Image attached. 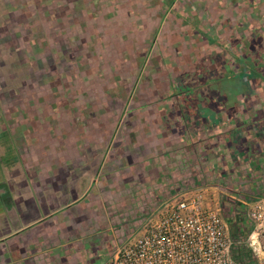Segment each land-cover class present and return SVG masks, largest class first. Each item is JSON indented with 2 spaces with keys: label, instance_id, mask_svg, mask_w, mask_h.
<instances>
[{
  "label": "flooded vegetation",
  "instance_id": "af4514ba",
  "mask_svg": "<svg viewBox=\"0 0 264 264\" xmlns=\"http://www.w3.org/2000/svg\"><path fill=\"white\" fill-rule=\"evenodd\" d=\"M39 1H25L19 5L17 15L15 11L13 15L7 7L15 9L16 0H0L1 25H9L13 17L16 21L17 16H28L23 10L24 5L33 6ZM69 2H72V9ZM74 2L79 4L81 0H63V10L58 12L53 11L55 4L52 2L54 5L49 4L43 17L32 11L31 28L39 32L41 39L39 42L35 33L31 39L24 38L30 41L32 48L36 47L34 51L37 52L53 50L56 45L59 47L56 50L64 51L67 65L68 61H76L77 58L76 67L85 68L82 80L75 76L81 82L80 87H76L77 93H74L75 88L62 87V97L71 96L69 115L65 111L60 114L63 127L68 128L74 138L80 135V141L70 140V143L82 144L95 135L101 140L111 141L115 156L124 146L138 145L145 146L143 151L146 153L143 152L142 157H150L151 154V158H156L161 146L173 145L180 136H198L199 130L209 125L225 132L218 133V141H222V145L216 144L219 151L225 147L222 138L226 132L254 128L256 123L252 116L255 115L240 109L245 103L250 102L251 108L256 105V66L264 60V0H93L95 9L88 13L86 23L81 20L84 15L75 12ZM100 2L104 5L101 6ZM70 19L77 20L73 27L78 26L84 38H77L68 30L66 24ZM125 21H129L131 26L137 25L136 34L120 31ZM85 24L88 25L86 32L82 26ZM55 28L56 31L65 30L66 39L61 44L54 43L49 37ZM155 31L156 39L152 40L149 32ZM131 37L135 40L134 46L128 42ZM81 40L88 48L82 47ZM138 57L142 60L139 61ZM68 77L67 74L58 75L57 81H70ZM115 79L119 86L116 89ZM228 83L242 90L241 97L246 95L241 105L229 110L224 107L215 110L209 104H192L199 94H209V89L215 90V87ZM239 97L236 98L238 101ZM36 103L29 107L22 105L21 120L18 121L27 122L22 119L23 108L35 109ZM18 121L13 119L9 123ZM215 137L209 138L215 142ZM237 141L232 138V147L228 145L226 151L239 150ZM59 142H53L52 147L63 149L69 143ZM45 143L50 142L46 140ZM126 152L117 156L122 165L125 163V170L129 158L137 156L128 153V149ZM112 153L105 155L108 170L113 168L109 166L113 161L108 163L112 160ZM115 156H112L114 160ZM210 156L218 161L223 158L225 163L230 159L233 165H237L234 153L217 156L212 152ZM106 174L108 176V171ZM107 180L110 179L107 177Z\"/></svg>",
  "mask_w": 264,
  "mask_h": 264
},
{
  "label": "rangeland",
  "instance_id": "374dc122",
  "mask_svg": "<svg viewBox=\"0 0 264 264\" xmlns=\"http://www.w3.org/2000/svg\"><path fill=\"white\" fill-rule=\"evenodd\" d=\"M25 1L27 2L28 0H17L15 9L11 7L7 8L11 12L15 11L17 15L19 5H22L23 3H25ZM52 2H54L55 4L53 11L58 12L60 10H63V0H40L39 2H37V4L33 3V6L28 4L31 7L28 5H24L23 10L27 13L28 16H17L15 27H13V24L10 25L8 23L9 25L6 26L10 27H8V29L2 30L3 34L1 35L0 43L4 46L2 45L0 47V111H3L4 106L9 108L15 107L16 109H14L16 111H11L9 115H6L5 113L4 116L0 115V136L3 134L6 135L3 137V139L5 138L4 141L8 140L13 144V148H8L12 155L2 154L3 156L0 157V184H2V182H7V177L4 178V174L7 176L20 174L26 175L28 177H43L42 179L46 180V182L48 183L46 188L48 190L52 189V187L54 188L53 193L56 199L54 205L62 208L66 207V205L68 206V204L73 199H77L79 197L81 198V193L84 190L83 187L88 185V180H81L80 173L76 172L75 177L77 178V181H75L76 186L73 187V189H56L55 186H60L63 182L62 180H60L61 176H65V181L68 182V184L73 179L70 177L66 178L67 172L65 171H67L66 168L68 163L63 162V158L61 157L63 151L60 148L54 149V147H52L51 145L53 144V142L60 144V140H63V143L65 144L67 142L70 143V140H72L73 142L80 141L78 139V137H80L79 134H77V138H74L70 135L68 128L63 127V121L60 118V114L65 111V113L69 115L67 111H71L70 106H68L71 96L65 95L64 97H62V87L65 85L67 89L73 90L75 88L74 93H77L75 91L76 87L79 88L81 82L75 76L78 75L79 79L82 80L84 78L82 76L84 74L83 70H85V68L84 66L76 67V63L78 62L77 58H75L76 61H68L70 62L69 64H72H68L70 66L68 67V65L65 63L67 57L64 54V51H61L60 49L56 50V48H59L56 45L53 46V50L44 49V51L38 50L37 52L34 51V48H36L35 46L33 48L30 46L29 40H24L25 37H29V39H31V35L33 36L35 34H38V41L40 42L41 38L39 32H34V30L31 28L32 11L36 12L38 16L41 15L43 17L45 15V12H47L48 10L47 7L49 6V4H51V6L54 5ZM70 3L72 2H69L68 5L71 8L72 6L70 5ZM100 5L103 6L104 4L100 2ZM74 8L75 12H80L79 15H84V19L81 20L82 22L86 23L89 19L88 13L95 9V3L93 2V0H81L79 4L74 2ZM15 12H13V15H15ZM54 21L58 20L54 19ZM76 21V19H70L68 21V24H66L68 26V30H70L71 34H74L77 38L78 36L84 38L85 36L79 30L78 26L77 28L75 27V29L73 27V24ZM82 26L84 27L86 32L88 25L85 24ZM122 27L123 28L120 31H125L127 33H129L130 31V35L136 34L135 29L137 28V25L134 24L133 26H131L129 21H125L124 23H122ZM139 28L143 30L142 26H140ZM48 30L50 31L52 29ZM64 33L65 30L56 31L55 28L52 36L50 35L49 37H51L50 39L54 40V43L61 44L63 40L66 39ZM156 33L157 31L149 32V34L152 35V40L156 39ZM11 42H13V44L9 46ZM128 42L132 46L135 45V40L133 37L128 38ZM82 43V47L88 48V45H86L84 41H82ZM6 47H9L10 49H7ZM126 57L127 54L125 53L124 58ZM138 58L139 61L142 60V57ZM65 74L69 76L68 78L70 79V81H65L64 83L57 81L58 75ZM114 83L115 89L118 88V81L116 79L114 80ZM237 88L238 87H233V83L221 84L219 88L215 87V90L209 89L208 91L209 94L214 93L216 95L213 94L214 96H211L209 94H199V97L196 96L194 98L192 104L198 103L199 106L202 103L209 104L212 107H215V110L222 107L227 110L232 109L243 102V99L240 100V102H238V100L236 99L241 93L243 94L242 90L240 91V89ZM55 91L58 92L54 93ZM247 92L248 91H245V94H247ZM202 96H204L203 99L201 98ZM245 97L246 95H243V98ZM36 101L37 107L35 109H28L29 105H33ZM134 104H137V102L134 101ZM22 105L28 106L26 108H23L22 111V119L27 121V123L24 124L18 121L21 114V110L19 108H22ZM13 118L16 119L15 121H18L17 123L22 124L19 125L22 126V128H19L14 132L7 133V131H5L3 133V131L7 130L9 127L8 120L10 119V121H13ZM66 121L67 119H65V122ZM81 124L84 125L85 123ZM81 124H78L77 126L80 127ZM82 130H84L83 126ZM251 134H256L255 136L258 139L257 145L254 147L245 148L243 144L245 141H248L247 136ZM33 135H35L33 140H31L33 148H29V146L31 145L28 144L29 142H26V139H31ZM138 137L140 138V136ZM232 138H236L238 140L236 146H239L240 151H238V153L241 152L242 154H240L241 156L239 157L241 158V161L239 163L236 162L237 171L235 174H244V163H246L247 171L245 174L248 176L249 181L245 182L243 179H241L242 182L244 181L245 183L242 184L244 188H240L237 182H233V180H222L221 178L220 180L217 177H209L207 183L209 184V186H212L214 188L213 195L216 197L219 205H221V198L224 197L231 198L237 204L242 205L238 202V200L247 203L251 201L250 197L254 194L262 195L264 193V127H258L255 130L247 129V131L241 130L226 132V135H224L222 138L225 142L223 144L225 146L224 151L228 150V145L229 142L232 141ZM44 140H47L50 143L46 144ZM85 141H87V139H85ZM20 146H22L23 148H27L30 151L34 149L37 150L34 151L35 158H33V160H36L31 161L27 159L25 155L20 156V154H18L19 151L17 150V148H20ZM144 148L145 146L139 147L138 145L128 147L124 146L122 147L121 151L117 153V156H119L120 153L123 155L127 154L126 150L128 149V153L137 155V157H140L141 160L142 155L146 153V150L143 151ZM167 150L168 149L166 148L165 150L161 149V154H159V156L164 154H171V150ZM117 156L113 161V164L109 165L115 166V169L112 172H114L116 175L112 176V181H106V172L108 171L106 167L103 169V171L105 172H102V174H100L101 177L98 180L96 178L94 179L96 181V186L94 185L95 187L98 186L99 189L100 185H102L101 192L99 191L100 193H98L93 200L96 202L94 205L95 210H92V212L88 213H94L95 217L97 216L98 219H101V223L97 220L95 222L93 220L95 217L92 220L89 217H85L84 221H81V219H76L75 221L70 220L66 226L67 228L64 229V233L73 235L78 232V234H80L79 236H77L78 242L76 241L75 244H73L72 246H68L67 248L65 247V249L54 250V252H52L53 254L51 255L54 256V258H57L55 259V261L51 260L48 262L47 260H45L44 263H42L40 262L41 258L38 261H36L35 259H30L28 264H38L39 262L41 264H104L107 259L113 254L116 248L122 247L125 242L129 240L134 234H136L138 231H141L147 219L154 215V210L158 206L150 211L146 217H144L145 211L143 208V204L140 202L141 200H146L148 193L150 191L154 193L155 189H150V187L146 185H149V182H146V184L141 185L142 188L139 191V197H135L134 192L131 190V192L123 194V192L125 191V189L122 188L124 187V184L123 182L118 180L122 177L124 178L123 175L126 165L125 163H123L122 165V162H120V158H118ZM242 156L244 158H242ZM223 164L226 165L225 162ZM172 165L174 168L177 167L181 169L180 164L176 166L173 162ZM169 166L170 162L165 163L166 171L167 168L169 170ZM186 167L189 168L190 165H187ZM213 169L215 172L217 171V164L213 165ZM131 173L134 172L132 171ZM172 173H169V175H167V178L161 180L159 184L160 189L164 190V192L167 194L172 192L173 189L172 183H174V176H171ZM175 179L178 182V178ZM182 179H179V181L181 180V182L185 184V182H188L189 178ZM205 179L199 180L200 183H205ZM111 182L112 185L116 184L117 187H111ZM50 183H54L55 186H52ZM95 187L89 193L90 196L94 194V190H98L97 188L95 189ZM129 187L132 186L129 185ZM183 193L184 191L178 195L169 196L165 199V201L176 198ZM8 194L9 198H11L12 194ZM87 198L88 197H86L85 199L87 200ZM115 200H118V204L116 205ZM122 200H125V202L122 203ZM244 207L246 208V206ZM71 210L72 209L65 210L64 212L72 215L74 213ZM246 211L247 209H245V215ZM58 216L62 221L65 220V218L62 217V214H59ZM82 235L86 236V238H84V236ZM56 237L58 239V236ZM67 239H69V236H67ZM259 241L261 242V246H263L264 231L261 232ZM54 242L53 244L56 245V239H54ZM248 244L249 242L247 238L245 246L250 251L252 258L254 259V264H257L256 257L252 253V250L250 249ZM35 250L33 254H35L37 257L40 255V251ZM10 257H13V260L10 261V264H27L26 262L19 259L21 258L20 254L15 255L14 251L10 253ZM4 262L8 264L6 260Z\"/></svg>",
  "mask_w": 264,
  "mask_h": 264
},
{
  "label": "crops",
  "instance_id": "0c3cea01",
  "mask_svg": "<svg viewBox=\"0 0 264 264\" xmlns=\"http://www.w3.org/2000/svg\"><path fill=\"white\" fill-rule=\"evenodd\" d=\"M15 23L16 21L13 17L10 25L13 24V27H15ZM8 27L10 26L1 25L0 23V35L3 34L2 30L8 29ZM11 45L12 44H10L9 46ZM6 48L10 49L9 47ZM256 69L257 77L255 80L254 92L256 93L254 96V102L256 105L251 108L249 102L248 104L245 103V105L240 109L241 111L244 109L247 113L252 112V115H255V117L252 116L253 122L256 123L252 130H255L258 127H264V60L257 64ZM239 99L242 100L244 98L240 96ZM240 100L238 102H240ZM14 108L15 107L9 108L4 106L3 111H0V115L4 116V113L6 115H9L11 111H16V108ZM19 109L22 110V108ZM19 120H21V114ZM8 122H10V119L8 120ZM19 122L22 123L21 121ZM129 122L131 123V120ZM20 123H9L8 129L4 130L3 133L5 131H7V133L14 132L19 128H22V126L19 125H22L23 123ZM133 128L135 127L133 126ZM219 132L220 134L225 133L218 127L209 125L205 127V129H200L199 133H197L198 136L191 135L189 138L180 136L175 140L173 145L161 146V148L164 150L165 148L171 150V154H164L160 156L158 155V157L156 158H151V154L149 152L148 154H150V157L144 156L141 158V160L137 156H131V158H129V165L123 175L124 178L122 177L118 180L123 182L124 184V187L122 188L125 189V193L123 192V194H127L133 191L134 196L139 197V191L142 188L141 185L149 182V185H146L149 186L152 190L155 189L154 193L150 191L147 195L146 200H141L140 202L143 204V208L145 211L144 217H146L150 211L156 208L161 202H164L165 199L169 196L178 195L183 191V194H185L199 187H208L209 184L207 183V181L209 180V177H217L221 178L222 180L236 179L239 180L237 181V184L240 186V188H244L242 184L249 181L248 176L245 174L247 171L246 163L243 162L245 164L244 174L246 176L240 173H237L236 175L235 173L237 171V168H235V166L237 165H233L232 160L228 159V163L226 162V165H224L223 158H221L220 161L211 159L210 155L212 152L217 156H221L223 154L233 155L234 153V155L237 157L234 161H237V163L241 161V158L239 157L242 154L241 152H237L239 150L233 152L232 150H230L229 152H227L224 151V147L221 148L220 151L219 149H217L216 144L217 146L218 143L222 145V141H218V139L220 140V136L218 134ZM255 135L256 134H251L247 136L248 141H245L243 144L245 148L254 147L257 145L258 139ZM4 136L6 135L3 134L0 136V157L3 156L2 154L12 155L8 148H13V144L8 140L4 141ZM213 136H216L215 142L211 141V139L209 138ZM32 137H35V135H33ZM31 140L33 139H26V142H29L28 144L31 145ZM185 140H189V142H184ZM111 145V141L105 139L101 140L99 136L94 135L91 139H87V142L85 143H68L63 149H61L63 151V153L61 154L63 162L68 163L66 168L67 171H65L67 172L66 178L70 177L73 180L68 184V182L65 181V176H61L60 180H62L63 182L60 186H55L54 183L50 184L52 186H55L57 190H63L66 188L73 189V187L76 186L75 181H77V178L75 177L76 172L80 173L81 180H88V185L83 187L84 190L81 193V198L79 197L77 199H73L68 204V206L66 205V207L61 208L57 205H54V202L56 200L53 193L54 188L52 187V189L48 190L46 188L48 183L46 182V180L42 179L43 177H28L26 175L20 174L7 176L4 174V178L7 177V182H2V184H0V264H6L4 262L5 260L8 262V264H10V261L13 260V257H10V253H12L13 251L15 252V255L20 254L21 258L19 259L26 262L27 264L29 263L30 259H35L36 261H38L41 258L40 262L42 263H44L45 260H47L48 262L51 260L55 261V259L57 258H54V256L51 255L53 254L52 252H54V250H62L65 249V247L67 248L68 246H72L76 243V241L78 242L77 236L80 235L78 234V232L70 235L69 233H64V229L67 228L66 226L70 220L75 221L76 219H81V221H84L85 217H89L91 220L95 217L94 213L90 214L88 212H92V210H95L94 205L96 202L93 200L97 196V194L101 192L102 185H100L99 189L98 186L95 187L96 181L94 179L96 178L98 180L101 177L100 174H102V172H105L103 171V169L107 167V164L105 162V155L108 152L112 153ZM231 145V142H229L230 147H232ZM32 147L33 146H29V148ZM214 147H216L215 149L217 150L214 151ZM17 150L19 151L18 154H20V156L25 155V157H27V159L31 161L36 160H33V158H35L33 150L32 153V151L27 148H23L22 146H20V148H17ZM80 150H82V152H80ZM159 154L161 153L159 152ZM115 155L116 152L112 153L110 158L112 160L108 163L114 161V157L112 156ZM242 158L244 157L242 156ZM167 162H170V166L169 170L167 168L166 171L165 163ZM171 162H174L176 166L180 164L181 169L177 167L174 168ZM213 163L217 164L218 169L216 172L213 169ZM187 165H190V169L186 167ZM114 169L115 166H113V168H109L108 170L107 177L108 179H110V181H112V176L116 175L114 172H112L114 171ZM132 171L134 173H131ZM169 173H172L171 176H174V183H172V192L167 194L164 192V190L160 189L159 184L161 180L167 178V175H169ZM175 178H178V182ZM182 178H189L188 182L183 181L185 182L184 184L181 182V180L179 181V179ZM242 178L245 182H242ZM203 179L206 180H204L205 183H200L199 180ZM129 185H131L132 187H129ZM110 186L117 187L116 184L112 185V182L110 183ZM94 187L98 190H94V194L90 196L89 193ZM8 193L12 194L11 198H9ZM86 197H88L87 200L85 199ZM124 202L125 200H122V203ZM238 202L242 205L246 204L244 201L238 200ZM116 204H118V200H115V205ZM69 209H72L71 211L74 214L70 215L69 213L64 212L65 210ZM59 214H62V217L65 218L64 221L59 218ZM93 220L95 222L96 220L98 222L101 221V219H98L97 216ZM56 236H58V239ZM67 236H69V239H67ZM84 238H86V236H84ZM54 239H56L57 241L56 245H54ZM33 248L34 250L36 249L40 251L39 256L36 257V255L33 254ZM40 262L38 264H41Z\"/></svg>",
  "mask_w": 264,
  "mask_h": 264
},
{
  "label": "built area",
  "instance_id": "2783aa9c",
  "mask_svg": "<svg viewBox=\"0 0 264 264\" xmlns=\"http://www.w3.org/2000/svg\"><path fill=\"white\" fill-rule=\"evenodd\" d=\"M212 186L195 188L164 201L141 231L116 248L104 264H241L232 255L233 242ZM247 202L251 224L248 246L257 264H264V194Z\"/></svg>",
  "mask_w": 264,
  "mask_h": 264
},
{
  "label": "trees",
  "instance_id": "16d2710c",
  "mask_svg": "<svg viewBox=\"0 0 264 264\" xmlns=\"http://www.w3.org/2000/svg\"><path fill=\"white\" fill-rule=\"evenodd\" d=\"M233 182H237V180L234 179ZM221 208L230 239L233 242L232 255L241 264H254V259L245 246V242L251 232V224L245 215L246 208L237 204L231 198L225 197L221 198Z\"/></svg>",
  "mask_w": 264,
  "mask_h": 264
}]
</instances>
